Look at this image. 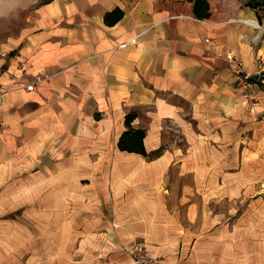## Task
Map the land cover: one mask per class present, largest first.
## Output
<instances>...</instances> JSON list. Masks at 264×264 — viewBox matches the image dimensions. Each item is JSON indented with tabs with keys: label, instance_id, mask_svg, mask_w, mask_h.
Returning <instances> with one entry per match:
<instances>
[{
	"label": "crops",
	"instance_id": "0c3cea01",
	"mask_svg": "<svg viewBox=\"0 0 264 264\" xmlns=\"http://www.w3.org/2000/svg\"><path fill=\"white\" fill-rule=\"evenodd\" d=\"M248 1L49 0L0 45V212L36 220L30 264H127L137 241L162 264H237L238 237H264V0Z\"/></svg>",
	"mask_w": 264,
	"mask_h": 264
},
{
	"label": "rangeland",
	"instance_id": "374dc122",
	"mask_svg": "<svg viewBox=\"0 0 264 264\" xmlns=\"http://www.w3.org/2000/svg\"><path fill=\"white\" fill-rule=\"evenodd\" d=\"M46 1L49 0H0V45L15 42L24 32L30 30L36 8ZM258 195L264 196V186ZM246 206L248 205L238 203V212L243 211ZM13 208L6 214L0 212V264H30L31 259L37 260L36 255L42 248L38 247L37 240L40 235L36 231V220L23 221L19 203ZM32 208L33 206H30L29 210ZM24 223L28 229L24 228ZM240 238L238 237V243L246 242L247 250L236 252V259L239 255L243 258V261H237V264H248L247 256L249 264L253 258L254 264H264V237L249 236L246 241ZM257 245H262V249Z\"/></svg>",
	"mask_w": 264,
	"mask_h": 264
},
{
	"label": "built area",
	"instance_id": "2783aa9c",
	"mask_svg": "<svg viewBox=\"0 0 264 264\" xmlns=\"http://www.w3.org/2000/svg\"><path fill=\"white\" fill-rule=\"evenodd\" d=\"M226 60L235 68L237 79L241 85L249 86L252 84V75L244 69L243 62L239 58L235 57L232 53H227ZM255 77L256 80H263L264 71L258 72ZM23 87L27 90H32L34 84H26ZM4 93L0 85V106L2 105ZM262 118L264 119V113ZM128 254L130 256V262L127 264H162L161 259L151 253L144 241L135 242L129 249Z\"/></svg>",
	"mask_w": 264,
	"mask_h": 264
},
{
	"label": "trees",
	"instance_id": "16d2710c",
	"mask_svg": "<svg viewBox=\"0 0 264 264\" xmlns=\"http://www.w3.org/2000/svg\"><path fill=\"white\" fill-rule=\"evenodd\" d=\"M247 5H249L250 7H256V6L259 5V3H258L257 1L252 2L251 0H249V1L247 2ZM129 118H131V115H128V116H127V119H129Z\"/></svg>",
	"mask_w": 264,
	"mask_h": 264
},
{
	"label": "bare ground",
	"instance_id": "6f19581e",
	"mask_svg": "<svg viewBox=\"0 0 264 264\" xmlns=\"http://www.w3.org/2000/svg\"><path fill=\"white\" fill-rule=\"evenodd\" d=\"M251 23L256 26V22L255 21H251Z\"/></svg>",
	"mask_w": 264,
	"mask_h": 264
}]
</instances>
